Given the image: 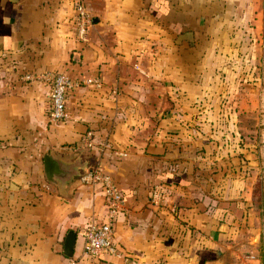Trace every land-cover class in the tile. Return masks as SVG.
I'll return each mask as SVG.
<instances>
[{
  "label": "crops",
  "instance_id": "1",
  "mask_svg": "<svg viewBox=\"0 0 264 264\" xmlns=\"http://www.w3.org/2000/svg\"><path fill=\"white\" fill-rule=\"evenodd\" d=\"M86 2L92 23L81 42L70 0H0V264H236L225 248L244 197L214 192L222 146L191 120L208 117L214 102V40L243 27L250 0ZM42 72L100 82L70 90L69 117L51 123ZM86 130L90 147L80 143ZM48 151L80 174L60 187L48 181ZM94 167L124 202L116 252L89 258L80 255L82 228L102 218L103 191L80 175ZM155 184L165 193L159 204L149 200ZM67 230L70 256L54 249Z\"/></svg>",
  "mask_w": 264,
  "mask_h": 264
},
{
  "label": "rangeland",
  "instance_id": "2",
  "mask_svg": "<svg viewBox=\"0 0 264 264\" xmlns=\"http://www.w3.org/2000/svg\"><path fill=\"white\" fill-rule=\"evenodd\" d=\"M242 28L244 38L236 50L230 46L235 34H218L216 50L222 55L216 51L214 102L208 117L201 114L191 121L198 122V131H215L222 146L215 160L225 166L217 170L220 188L214 192L244 197L246 212L238 231L227 237L226 256L236 264H264V0H250ZM200 59L205 62L208 56ZM204 175L201 169L198 176ZM225 180L228 189L222 192Z\"/></svg>",
  "mask_w": 264,
  "mask_h": 264
},
{
  "label": "built area",
  "instance_id": "3",
  "mask_svg": "<svg viewBox=\"0 0 264 264\" xmlns=\"http://www.w3.org/2000/svg\"><path fill=\"white\" fill-rule=\"evenodd\" d=\"M73 10V31L76 39L87 41V30L92 23V16L86 0H70ZM43 78L48 80V107L46 118L48 122L63 121L69 117L65 106L66 94L82 83L99 84V76L72 77L65 72H42ZM84 147L92 145V133L84 131L80 137ZM80 179L89 184L99 183L103 191L104 213L102 218L88 221L82 228L83 244L82 256L94 258L103 253H114L117 248L114 244L113 233L117 212L122 208L124 197L110 174L94 167L90 172H84ZM151 203L159 204L165 193L159 184L153 185L149 191Z\"/></svg>",
  "mask_w": 264,
  "mask_h": 264
},
{
  "label": "water",
  "instance_id": "4",
  "mask_svg": "<svg viewBox=\"0 0 264 264\" xmlns=\"http://www.w3.org/2000/svg\"><path fill=\"white\" fill-rule=\"evenodd\" d=\"M78 53H74L73 57ZM43 173L45 178L60 187L64 182L69 180L73 175H79L80 172L72 163L66 164L61 161L52 151L43 154ZM86 172H90L91 168H85ZM75 232L67 230L61 243H56L54 249L61 250V252L70 256L72 253V246Z\"/></svg>",
  "mask_w": 264,
  "mask_h": 264
},
{
  "label": "trees",
  "instance_id": "5",
  "mask_svg": "<svg viewBox=\"0 0 264 264\" xmlns=\"http://www.w3.org/2000/svg\"><path fill=\"white\" fill-rule=\"evenodd\" d=\"M229 27V26H228ZM238 32H239V34H238ZM244 33H245V30L243 29V28H241V27H238V28H236V26H230L229 28H228V34H227V36L225 35V37H233L234 36V34H235V36H234V42L233 41H231L232 43L230 44V46L234 49V50H236V48H237V43H239L240 41H242V39L244 38L243 36H244ZM226 39V38H225ZM217 40V39H216ZM216 40H214V42H215V44H216ZM225 41V40H224ZM224 41H223V43H224ZM217 51V50H216ZM219 51V50H218ZM217 51V52H218ZM235 52V54H237L236 53V51H234ZM219 54H221L222 55V50L221 51H219ZM240 54H241V52H240ZM223 56L225 57V54H223ZM240 55H238V57H239ZM240 58V57H239Z\"/></svg>",
  "mask_w": 264,
  "mask_h": 264
}]
</instances>
